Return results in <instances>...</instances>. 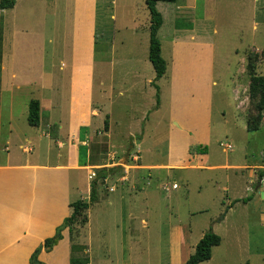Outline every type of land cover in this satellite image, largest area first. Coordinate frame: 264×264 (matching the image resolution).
I'll return each instance as SVG.
<instances>
[{"label":"rangeland","instance_id":"374dc122","mask_svg":"<svg viewBox=\"0 0 264 264\" xmlns=\"http://www.w3.org/2000/svg\"><path fill=\"white\" fill-rule=\"evenodd\" d=\"M76 9V0H18L13 8L2 10L0 29L6 31L5 42L3 41L5 71H14L23 79H31L44 71L45 81L53 75L60 77L69 73L74 52ZM157 9L163 17V24L157 35L161 43V55L166 66L168 64L164 77L161 76L163 79H155V71L148 58L149 13L145 0H94L96 74H113L115 83H118L123 72L134 76L130 81L136 85L138 92L128 89L127 94L132 92V95H136L135 99H139L134 102L136 109L140 105L150 110L143 128L151 131L155 142L158 140L157 148L161 155L166 150L165 137L170 121L171 92L167 88V79L172 70V36L176 33L175 27L182 30L193 29L195 38L211 43L213 51L212 65H208L204 59L189 64L193 71V87L197 88L202 82H215L211 88L212 140L207 148L211 160L216 156L220 163L240 164L246 159L248 162H263L264 113L259 129L247 131L246 117L251 104L248 99L246 108H237L238 101L234 99L233 89L236 84L234 81L249 79L246 64L247 55L251 52L258 53L256 72L264 74V0L160 1ZM184 35L187 34H182V37ZM1 36L0 32V56ZM129 57L136 60L124 59L129 60ZM53 81L64 87L68 85L66 80L59 78ZM120 82L122 83L121 79ZM33 86L12 88V109L15 115L21 108H26L28 99L37 97L38 88ZM244 95H248V87ZM9 98V92H0L2 134L6 129L4 117L11 110ZM116 101L121 103L118 98ZM159 101L160 104L156 107ZM192 111L195 112L194 109ZM118 113L120 115L122 111ZM38 127H33V130L40 131ZM220 143H229L233 149L223 151ZM99 149L106 153L107 144H101ZM141 154H144L143 150ZM148 158L149 155L146 154L142 159ZM160 172L161 180L150 182L144 187V190L153 193L151 198L146 200L141 190L132 191V195L139 196L138 202H146L138 209L135 204L131 203L130 206L123 202L115 212L106 202L110 195L107 193L108 188L100 187V201L91 203L89 227L79 222L73 224L74 241L86 246L88 264H175L174 260L177 262L179 256L177 252L173 254L175 246L171 231L177 226L185 225H188L190 231L185 240L191 252L202 237V232L211 230L220 236L221 241L213 249L211 258L201 264H264V225L260 222L259 205L254 203L256 199H251L244 208L238 205V212L229 216L231 222H217L223 214H218L222 209L221 202L226 201V192L222 190V186L229 187L225 174L234 170L172 168L162 169ZM236 172L240 178L246 175L245 169H238ZM208 178L213 180L209 181ZM112 182L109 181L108 184ZM163 182L175 183L178 187L165 191L159 187ZM256 184L257 182L249 184V187H255ZM261 187L264 190V182ZM247 196H253L252 190L247 191ZM99 225L103 232L99 231ZM183 246L181 241V247ZM57 253H48L50 263L56 262ZM185 253L186 251L183 254ZM45 255L41 253L36 258L41 261ZM3 257L4 264H21L20 256H17L15 262H12L15 260L13 256ZM41 264L44 263L41 261Z\"/></svg>","mask_w":264,"mask_h":264},{"label":"crops","instance_id":"0c3cea01","mask_svg":"<svg viewBox=\"0 0 264 264\" xmlns=\"http://www.w3.org/2000/svg\"><path fill=\"white\" fill-rule=\"evenodd\" d=\"M80 2L81 0H76L72 69L69 73L62 74L63 76L53 75L45 81L44 71L31 79H23L14 71H5L3 41L5 42L6 31L0 29V92L10 93L11 106L4 117V134L0 132V264L5 263L3 256L7 255L14 257L12 262L20 256L21 264H33L32 257L35 253L36 257L45 253L41 261L49 264L50 254L53 252H58L54 264H68L70 234L64 219L71 214L70 203L78 199L89 201L91 184L96 181L97 199L94 203L100 201V187L105 186L109 191L107 193H110L106 202L115 212L123 202L130 206L131 203L135 204L138 209L146 202H138L139 196L132 195V191L141 190L146 200L151 198L153 193L144 190V187L161 180L162 169L234 170L225 174L229 187L222 186V190L226 192V201L221 202V208L225 209L219 211L218 214H223L217 222H231L229 216L238 212V205L244 208L248 202L256 199L254 203L259 205L258 214L264 225V190L261 187L264 182V173H261L264 161L248 162L246 159L240 164L220 163L216 156L212 160L209 156L207 148L212 140L210 124L213 107L211 88L215 82H202L197 88L193 87V71L189 64L204 59L208 65H212V44L196 39L193 29L182 30L175 27V35L172 33V70L167 79V88L171 92L170 121L165 137L166 150L160 155L158 140L155 142L151 131L143 128L150 110L140 105L136 109L134 102L139 99H135L136 95H132V92L127 94L128 89L138 92L136 85L130 81L134 76L123 72L118 83H115L113 74H96L94 71V0H84L82 4ZM178 33L187 35L183 38ZM124 59L131 61L135 58ZM58 78L66 80L67 87L53 81ZM234 82V99L238 101L236 107L246 108L249 98L244 93L249 79ZM31 84L38 88L37 97L28 99L26 108H21L15 115L12 109V88L20 89L23 85ZM194 96L197 98H193ZM117 98L121 103L116 101ZM31 99L39 101L38 125H30L27 120L28 103ZM159 104L160 101L156 107ZM119 111L122 114H117ZM35 126H39L40 131L33 130ZM103 143L107 144L106 153L99 149ZM141 150L144 151L143 155ZM135 153L138 155L137 159L133 158ZM146 154L149 158L142 159ZM238 169H245L246 175L240 178L236 172ZM92 172L96 173L94 177H91ZM102 176H105L104 179L99 180ZM109 181L113 182L108 184ZM255 182V187H249V184ZM166 183L168 182L158 186L165 191L178 187L173 183L175 187L162 188ZM110 187L113 189L110 190ZM250 190L253 196L248 197L247 191ZM243 198L247 200L243 201ZM90 208L91 205L86 210L87 227L91 222ZM142 222L145 223V220ZM102 229L99 225L100 232H103ZM213 229L216 230L214 226ZM171 232L175 246L173 254L177 252L179 256V260H174V263L182 264L193 252L185 240L190 232L188 225L177 226ZM56 233L61 237L46 251L43 247L44 240ZM203 234L204 232L201 236ZM216 247L218 245L212 247L211 253ZM41 261L37 260L34 264H41Z\"/></svg>","mask_w":264,"mask_h":264},{"label":"trees","instance_id":"16d2710c","mask_svg":"<svg viewBox=\"0 0 264 264\" xmlns=\"http://www.w3.org/2000/svg\"><path fill=\"white\" fill-rule=\"evenodd\" d=\"M16 1L17 0H0V11L12 8ZM160 1L175 2V0H145V5L149 13L148 58L155 71V79L163 76L167 67L166 61L161 55V43L157 35L159 28L163 24L162 14L157 9V3ZM262 54L264 56V51ZM257 59V52H251L247 55L246 68L249 74L248 98L251 104V110L247 115L246 129L249 131L259 129L264 113V74L256 72L255 64ZM27 120L30 125H38L39 123V101L37 99H31L28 103ZM96 191V181H93L91 184L89 201L78 199L71 202V214L64 219V223L68 227L70 234V264H88V256L85 251L86 246L74 241L73 224L79 222L83 225L86 223V210L91 203L97 199ZM246 200V198H243V201ZM60 237V234L56 233L54 236L46 238L43 242L44 249L49 251ZM220 241V236L211 230L204 232L196 243L193 252L182 264H201L209 260L212 247L219 244ZM244 264L249 263L245 262Z\"/></svg>","mask_w":264,"mask_h":264},{"label":"built area","instance_id":"2783aa9c","mask_svg":"<svg viewBox=\"0 0 264 264\" xmlns=\"http://www.w3.org/2000/svg\"><path fill=\"white\" fill-rule=\"evenodd\" d=\"M221 146L223 147V149H229V150H231L232 149V145L231 144H228V143H226V144H221ZM133 158H135V159H137L138 158V155L135 153L134 155H133ZM96 175V173H94V172H92L91 173V177H94ZM123 179H125V177H123ZM176 185L175 184H168V183H166V184H164V185H162V188H164V189H168L169 187H175ZM111 189H113V188H111L110 187V190Z\"/></svg>","mask_w":264,"mask_h":264},{"label":"water","instance_id":"95a60500","mask_svg":"<svg viewBox=\"0 0 264 264\" xmlns=\"http://www.w3.org/2000/svg\"><path fill=\"white\" fill-rule=\"evenodd\" d=\"M101 175V174H100ZM58 231H59V229H58ZM40 250V248H38V251ZM33 261H37L36 260V253L35 254H33Z\"/></svg>","mask_w":264,"mask_h":264}]
</instances>
